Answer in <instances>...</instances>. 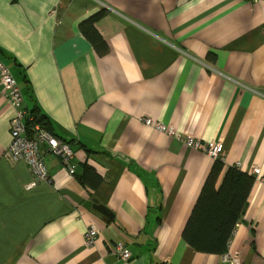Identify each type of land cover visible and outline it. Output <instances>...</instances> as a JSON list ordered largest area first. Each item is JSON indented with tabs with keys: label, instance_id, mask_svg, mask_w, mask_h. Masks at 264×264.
Returning a JSON list of instances; mask_svg holds the SVG:
<instances>
[{
	"label": "crops",
	"instance_id": "0c3cea01",
	"mask_svg": "<svg viewBox=\"0 0 264 264\" xmlns=\"http://www.w3.org/2000/svg\"><path fill=\"white\" fill-rule=\"evenodd\" d=\"M103 9L101 55L79 25ZM0 60L77 164L69 176L47 157L51 180L26 188L30 165L6 158L15 108L0 77V264H126L122 242L134 264H228L183 238L216 159L144 119L222 142L218 184L236 165L264 173V0H0ZM87 165L102 177L96 189L78 178ZM91 222L100 235L87 246ZM229 251L264 264L261 179Z\"/></svg>",
	"mask_w": 264,
	"mask_h": 264
},
{
	"label": "trees",
	"instance_id": "16d2710c",
	"mask_svg": "<svg viewBox=\"0 0 264 264\" xmlns=\"http://www.w3.org/2000/svg\"><path fill=\"white\" fill-rule=\"evenodd\" d=\"M105 12L106 10L103 9L79 25L80 31L101 55L108 52L109 46L97 30L96 24ZM26 105L34 116V121L30 122L29 127L40 123L54 133L48 126L47 116L37 107L32 108L27 103ZM223 164L222 159H216L183 230L186 243L203 253L223 255L229 250V243L247 206L248 196L255 180V176L249 172L233 166L228 169L218 184ZM78 178L82 184L93 189L98 188L102 181V177L90 165L85 167L84 172ZM158 264L169 263L165 261Z\"/></svg>",
	"mask_w": 264,
	"mask_h": 264
},
{
	"label": "built area",
	"instance_id": "2783aa9c",
	"mask_svg": "<svg viewBox=\"0 0 264 264\" xmlns=\"http://www.w3.org/2000/svg\"><path fill=\"white\" fill-rule=\"evenodd\" d=\"M0 77L3 90L11 105L15 108V114L10 123L11 142L6 151V158L13 163L25 161L30 165L35 178L31 183L27 184L26 188L31 189L42 181L51 180L47 157L59 158L69 176H74L77 164L72 144L59 138L40 123L29 127L30 122L34 121V116L26 105L25 98L15 77L2 60H0ZM144 121L147 125L167 135L182 139L189 146L203 151L211 158H220L224 161V144L222 142H205L193 135L183 136L174 126L166 125L150 117L145 118ZM236 167L240 169L239 165H236ZM249 173L264 182V173L260 167H253ZM99 235V227L94 222H91L85 233V244L93 246ZM116 252L126 264H134L132 252L125 243H119L116 246ZM222 257L228 264H243L238 251L232 252L228 250Z\"/></svg>",
	"mask_w": 264,
	"mask_h": 264
},
{
	"label": "water",
	"instance_id": "95a60500",
	"mask_svg": "<svg viewBox=\"0 0 264 264\" xmlns=\"http://www.w3.org/2000/svg\"><path fill=\"white\" fill-rule=\"evenodd\" d=\"M60 193L71 197L73 200H75L76 202H79L80 204H82L88 209H91V208L95 209L97 212H99L101 215L107 218L113 219L114 217V214L109 209H107V207L101 204L96 198L86 199V198L80 197L79 195L73 193L69 189H61Z\"/></svg>",
	"mask_w": 264,
	"mask_h": 264
}]
</instances>
